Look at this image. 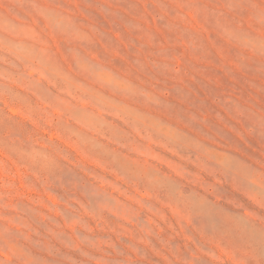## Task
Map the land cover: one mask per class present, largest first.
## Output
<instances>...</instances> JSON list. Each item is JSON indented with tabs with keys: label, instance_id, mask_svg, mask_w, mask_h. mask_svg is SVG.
Wrapping results in <instances>:
<instances>
[{
	"label": "rangeland",
	"instance_id": "374dc122",
	"mask_svg": "<svg viewBox=\"0 0 264 264\" xmlns=\"http://www.w3.org/2000/svg\"><path fill=\"white\" fill-rule=\"evenodd\" d=\"M0 264H264V0H0Z\"/></svg>",
	"mask_w": 264,
	"mask_h": 264
}]
</instances>
